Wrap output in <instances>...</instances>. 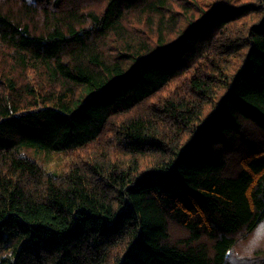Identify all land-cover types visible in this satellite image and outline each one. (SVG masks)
I'll list each match as a JSON object with an SVG mask.
<instances>
[{
	"label": "trees",
	"instance_id": "1",
	"mask_svg": "<svg viewBox=\"0 0 264 264\" xmlns=\"http://www.w3.org/2000/svg\"><path fill=\"white\" fill-rule=\"evenodd\" d=\"M261 220L264 0H0V264H222Z\"/></svg>",
	"mask_w": 264,
	"mask_h": 264
},
{
	"label": "clouds",
	"instance_id": "2",
	"mask_svg": "<svg viewBox=\"0 0 264 264\" xmlns=\"http://www.w3.org/2000/svg\"><path fill=\"white\" fill-rule=\"evenodd\" d=\"M226 238L230 244L224 250L222 264H259L264 259V220L251 228L239 226Z\"/></svg>",
	"mask_w": 264,
	"mask_h": 264
},
{
	"label": "rangeland",
	"instance_id": "3",
	"mask_svg": "<svg viewBox=\"0 0 264 264\" xmlns=\"http://www.w3.org/2000/svg\"><path fill=\"white\" fill-rule=\"evenodd\" d=\"M94 5H98V2H95ZM14 146L19 149L22 154L33 158L47 172L55 175H60L62 173L63 159L57 151L46 150L36 145L29 146L22 142Z\"/></svg>",
	"mask_w": 264,
	"mask_h": 264
}]
</instances>
